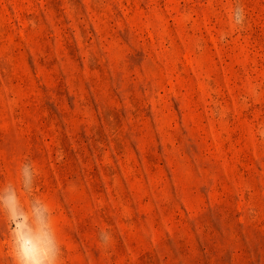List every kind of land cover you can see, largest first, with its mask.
Here are the masks:
<instances>
[{
    "label": "rangeland",
    "instance_id": "1",
    "mask_svg": "<svg viewBox=\"0 0 264 264\" xmlns=\"http://www.w3.org/2000/svg\"><path fill=\"white\" fill-rule=\"evenodd\" d=\"M24 162L62 264H264V0H0V186Z\"/></svg>",
    "mask_w": 264,
    "mask_h": 264
},
{
    "label": "clouds",
    "instance_id": "2",
    "mask_svg": "<svg viewBox=\"0 0 264 264\" xmlns=\"http://www.w3.org/2000/svg\"><path fill=\"white\" fill-rule=\"evenodd\" d=\"M37 170L31 162L19 168V187L14 184L0 186V214L8 227V250L13 264H62V245L52 220L48 203L33 195ZM21 191L28 195L25 204ZM107 244L110 234L101 233Z\"/></svg>",
    "mask_w": 264,
    "mask_h": 264
}]
</instances>
